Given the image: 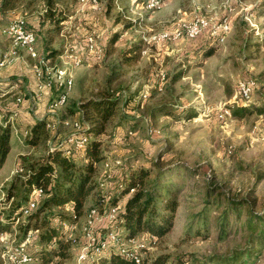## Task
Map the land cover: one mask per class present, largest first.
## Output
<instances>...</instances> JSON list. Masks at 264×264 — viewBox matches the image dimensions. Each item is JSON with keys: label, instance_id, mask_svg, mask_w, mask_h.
Wrapping results in <instances>:
<instances>
[{"label": "rangeland", "instance_id": "rangeland-1", "mask_svg": "<svg viewBox=\"0 0 264 264\" xmlns=\"http://www.w3.org/2000/svg\"><path fill=\"white\" fill-rule=\"evenodd\" d=\"M119 4L123 7L120 15L116 13L117 8L109 10L105 3L97 12L98 20L83 18L85 23L76 24V13L81 11L75 9L76 0H54L53 5L70 14L71 21L65 23L64 35L55 36L48 46L57 48L60 54L63 50L76 53L81 61L74 64L60 54L46 58V64L54 69H67L72 85L66 93L65 105L53 108L56 113L48 112L45 107L55 122V128L46 129L45 139L33 145L25 144L21 139L22 129H12L14 143L0 166V201L5 197L11 177L23 171L22 167L19 170L21 155L40 160L50 145L73 131L70 123L64 120L75 117L89 122L75 107L80 100L111 93L119 99L118 110L105 123L99 136L103 159L107 158L110 166L105 168L100 162L95 168L93 180L98 183L83 209L98 195L113 189L124 166L143 163L149 167L145 185L148 189L155 184L158 172L170 167L173 174L168 177L178 199L173 224L159 238L136 236L137 240L144 241L140 249L142 255L150 259L167 254L169 259L165 264H177V257L184 261L183 264H214L211 257L254 244L244 225L245 209L240 219L230 216L221 232L218 217L227 199H239L250 204L254 211L264 212V47L254 35L255 31L264 34V0H165L154 9H146L135 0H119ZM44 7L42 0H17L12 9L0 10V55L10 46L2 29L9 20L19 16L24 17L27 27L35 33L37 52L44 54ZM195 14L207 16L213 26L228 25L226 30L222 26L216 28L224 37L208 56L195 49L212 35L213 26L197 37H181L159 45L148 44L142 37L162 29H173L179 20H189ZM114 30L119 31V37L110 43L109 37ZM85 33H90L102 47L101 59L86 53ZM135 43L138 46L135 51L125 52ZM17 52V58L0 66L9 68L8 71H12L9 82H16L7 93L1 94L0 90V109L9 110V114L14 113L24 97L20 93V101L14 99V92L23 87L19 86L23 82L17 73L19 67L22 69L21 63H25L31 68L34 62L22 50ZM54 69L49 70L51 78ZM178 72L181 76L172 79ZM14 75L18 79L13 78ZM242 79L253 82L252 93L247 99L238 91L237 84ZM47 89L55 90L56 86L53 83ZM32 94L27 106L31 102L32 106L35 104L37 96L35 92ZM52 99L48 97L45 104ZM224 104H241L247 110L242 116L220 119L218 109ZM161 106L172 112L156 109ZM13 117L16 114L9 117L12 127L26 121L15 122ZM145 118L154 128L153 132L147 131ZM128 130L133 132L130 134ZM75 160L81 162L79 156ZM219 193H222L220 201H215ZM42 196L37 197V204ZM82 214L76 219L71 234L74 240L70 241L66 256L53 257L47 264H76V253L89 241L82 232ZM17 222L13 221L10 228L15 231V238L21 239L26 231L18 228ZM108 227L111 224L104 220L92 234L99 239ZM117 230L122 231V228ZM34 235L35 232L28 246ZM30 264L41 263L34 259ZM242 264H264V243L260 250L245 255Z\"/></svg>", "mask_w": 264, "mask_h": 264}, {"label": "trees", "instance_id": "trees-1", "mask_svg": "<svg viewBox=\"0 0 264 264\" xmlns=\"http://www.w3.org/2000/svg\"><path fill=\"white\" fill-rule=\"evenodd\" d=\"M16 1L0 0V10L12 9ZM135 1L144 5L146 0ZM42 2L45 6L42 15L44 57L51 59L60 52L55 47L49 48L48 44L55 36L63 33L67 16L63 9L53 5L54 0H42ZM105 3L109 10L117 8L116 13L120 15L123 7L118 9L119 0H106ZM118 32L114 30L110 35V43L117 40ZM218 41V36L210 35L195 50L208 56L216 50ZM137 48L135 43L125 49V52L135 51ZM180 76L181 72L175 73L172 79H178ZM57 92L58 90L55 95ZM118 103L119 99L111 93L101 94L98 97L88 96L79 101L78 106L75 107L89 119L83 130L86 139L81 149L67 154L61 145L53 143L40 160H30L24 155L20 156V167L23 171L11 177L5 188V197L0 201V232L11 230V223L21 213L31 189L41 187L43 196L36 207L17 222V227L24 232L28 229L35 232L27 249L30 256L40 260L41 264L49 263L53 257H65L67 254L70 243L66 239L67 230L61 222L66 224L75 222L84 211L83 208L90 192L97 186L98 182H94L93 173L104 158L101 153L99 136L105 128V123L117 113ZM156 109L165 110V113L172 112L164 106L156 107ZM246 110L247 108L241 104L233 105L232 115L242 116ZM8 111L0 109V166L14 143L11 141L13 127L9 121ZM46 120L47 116L42 114L34 117L22 129L21 139L25 144L33 145L46 138ZM78 156L81 162L76 163L75 159ZM122 168L114 181L113 189L105 193L110 194L108 204L123 203V209L113 224L122 228L121 233L126 238L136 237L143 233L155 238L162 237L172 226L178 205L177 196L171 187L170 177H168L173 174V169L168 167L158 172L155 184L148 189L145 185L150 172L149 167L140 163ZM185 169L189 168L185 167ZM131 187L134 188L132 192H130ZM105 194L94 198L92 204H101ZM221 194L214 197L215 201H220ZM9 198L12 200L7 202ZM243 209L246 214L244 225L247 226L249 237L254 244L244 249L235 248L229 254L215 255L211 257L214 264H242L245 255L253 254V251L257 249L260 250V246L264 243V212L254 211L250 204L242 203L239 199H227L220 211L218 224L221 232L224 231L230 216L234 215L240 219ZM253 246L259 247L256 249ZM168 259L167 254H158L150 259L142 255L140 263H137L133 258L114 249L94 258H85L82 264H165ZM176 259L177 264L184 263L180 257Z\"/></svg>", "mask_w": 264, "mask_h": 264}, {"label": "built area", "instance_id": "built-area-1", "mask_svg": "<svg viewBox=\"0 0 264 264\" xmlns=\"http://www.w3.org/2000/svg\"><path fill=\"white\" fill-rule=\"evenodd\" d=\"M165 0H146L144 7L146 9H154L160 7ZM106 0H76V7L79 9H84L88 7L92 11L99 12L101 8L105 5ZM118 9L121 6L117 4ZM213 24L211 19L202 14H195L189 20H179L173 29H162L149 33L148 35H143V39L148 44L159 45L167 42H174L181 37L194 38L199 36L207 28L212 27ZM222 26L224 30L228 29L227 24L219 23L212 27L211 34L218 36V40H222L224 34L217 33V27ZM4 34L10 40V46L7 51L0 55V66L3 62L11 61L18 57L17 50H22L23 53L34 60L31 64V69L33 77L36 80V91L39 93L43 88H48L54 83L57 94L53 97L52 101L48 103V112L56 113L53 108L56 106H64L67 91L71 88L72 77L67 69L64 67H56L46 64V58L44 54H39L36 49V37L35 33L27 27L25 19L23 16L13 18L9 20L4 28L2 29ZM258 36L259 41L264 47V34L255 31ZM85 49L86 53L93 56L94 59H101L102 47L98 45L97 41L90 33H85L84 35ZM65 58L67 61L78 64L81 58L78 54L72 53L70 51L63 50L60 57ZM54 72V77L49 76V70ZM53 82V83H52ZM52 83V84H51ZM238 91L244 99L249 98L253 90V82L249 79H242L238 81ZM15 100L20 101V97L16 96ZM233 104H224L218 109V117L220 119H226L232 116ZM52 108V109H51ZM48 112L44 115L47 116ZM70 123L73 131L66 134L61 140L56 141V145H61L65 153H71L74 150L82 148L85 142L86 136L83 134L84 128L87 126L86 121L79 118L72 117L70 120H64V123ZM145 124L147 131L153 132L154 128L148 123L147 118H145ZM46 129L55 128V122L47 119L45 122ZM25 131V130H24ZM132 130H128V133H132ZM120 164L119 160H116ZM105 168L110 166V162L103 159L101 162ZM122 164V163H121ZM21 167H19V170ZM134 190L133 187L130 188V192ZM43 191L41 187H33L28 194L27 202L25 206L21 209L19 216L15 217V222L20 221L24 215L32 211L36 205L38 196L42 195ZM110 194H105L103 196V202L98 205L90 204L83 211V224L82 232L89 237L87 245H85L78 253H76V264H82L85 258H94L99 256L101 253H107L111 250L117 249L122 252L125 256L133 258L135 262L140 263L142 259L141 246L144 245V241H139L136 237L126 238L122 235L121 230H117L118 227L112 226L114 221L117 219L119 212L123 209V203L118 202L115 204H108V199ZM107 221L111 224V227L107 228L102 233L101 238H95L92 232L97 229L98 224H102V221ZM76 222V221H75ZM75 222L66 224L61 222V225L67 230L66 239L73 241L74 238L71 236L72 231L75 228ZM34 231L28 229L25 232V236L21 239H16L13 230H4L0 232V264H30L35 258L31 257L28 252V242L31 234ZM143 235L154 238V236L147 233ZM87 246H89L87 248ZM86 248V249H84Z\"/></svg>", "mask_w": 264, "mask_h": 264}, {"label": "crops", "instance_id": "crops-1", "mask_svg": "<svg viewBox=\"0 0 264 264\" xmlns=\"http://www.w3.org/2000/svg\"><path fill=\"white\" fill-rule=\"evenodd\" d=\"M75 9L76 10H81V11H78L76 13L77 14L76 16H78L77 17L78 20H76V22H75L76 24H79L81 22L85 23L86 21H84L85 19H83V18H88L86 20H93V19L98 20V18L100 17V16H98L97 12L92 11L88 7H85L84 9H79V8H75ZM66 16H67V19L65 20L64 25H65L66 22L71 21L70 20L71 15L70 14H68V15L66 14ZM65 28H67L66 25H65ZM64 31H65V29H64ZM64 31H63V33H64ZM63 33H60L59 35H64ZM36 39H37V37H36ZM21 67H22V69H20V67H19V70H18L17 73H18L19 77L23 78V82L22 83L18 82L19 86L23 85V87L21 88V90L19 89V90H16L14 92V94H15L14 99L20 93L24 97H23L22 102L19 104V106L16 107V110L14 111V113L9 114V117H11V115L14 116L16 114V117H13L15 122L16 121L21 122V120H26V121L23 122V124L18 125V126H17V123H15L16 126L13 127V131H15L17 128L23 129L28 123H30L33 120L34 117H38V116L44 114L45 112H47L48 109H47V111L45 109V107L48 105V103L45 104L46 100H47L48 97H51V96L53 98L55 96V93H56V90H57V89L52 90V89L43 88L38 93L36 91V80L33 77L32 69L29 66H27L25 63H23V64L21 63ZM8 70H9V68H7V67L0 68V90H1V94L7 93L9 90H11L10 88H11L12 85L13 86L16 85V82H14V83H10L9 82V80L12 79V76H9V74H12V71H8ZM13 78H17V75H14ZM17 81H19V80H17ZM7 83H9V84H7ZM34 92H35V94L37 96V99L34 101L35 104L32 106V102L31 103L29 102L30 105L27 106V104H28L27 103L28 102L27 99H29L30 97H33L32 93H34ZM26 94H27V96H25ZM75 113H77V112H74V114ZM47 117L50 120L52 118L50 115H48ZM11 125H13V123H11Z\"/></svg>", "mask_w": 264, "mask_h": 264}]
</instances>
